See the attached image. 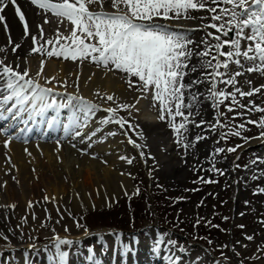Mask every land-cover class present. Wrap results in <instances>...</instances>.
<instances>
[{
  "label": "rangeland",
  "instance_id": "1",
  "mask_svg": "<svg viewBox=\"0 0 264 264\" xmlns=\"http://www.w3.org/2000/svg\"><path fill=\"white\" fill-rule=\"evenodd\" d=\"M20 1L21 0H7V1L2 0L1 3L4 2L3 5L6 7V8L4 7L3 10L7 12L10 3L13 2V5L16 6L18 5L19 7L18 6L17 7L22 11L23 16L26 17L27 15L24 12L26 8L29 9L34 6L32 8V11L35 17L38 15L39 20L37 17L35 19H37L36 27L38 26L39 27L36 29L37 31H34L32 33L31 36L32 37L35 36L36 38L37 37L38 38H37V43H35V46H33L34 43H32L33 42L32 37L28 36L29 39H27V43H28L27 53L29 52V54H31V56H33L36 59L35 62L36 64L42 61L44 66L46 65L47 67L48 64L49 67L50 65L51 67H49L48 69L50 70V72L53 73V70L51 68H53L54 66L56 67L57 61L63 60L70 62L71 60H64L63 58H57V57L42 56L39 53H33L31 49L33 47H39L40 45H44V46L46 45L45 47L52 48L54 46V43L59 39V36L61 35H56L58 38L55 37L56 39V40L54 39L55 41L53 39L51 40L50 38L48 39V37H46L47 35L45 31L42 30L43 26L41 24V20L44 14L38 13L37 7L34 4H32L31 1L29 0H24V3L26 2L24 9L21 8ZM251 5H252V0H247V6H251ZM209 6L216 7L217 12H219V9L221 8L230 7V5H224L222 3L217 5H209ZM13 13L15 15L14 11ZM213 14L215 13H209L207 11L201 10L198 12H193V15H195L197 19H195L194 21L189 19L190 21L193 22L192 24L198 22L196 23L198 24L196 28L190 29L188 30L189 33H186L188 37L193 41V44L190 45V47L193 48L194 52H200L204 50V44L201 42L202 40L207 39L211 41V37H207L206 35L207 32L210 31L213 33V35H220V33H218L215 28L205 29L201 27V25L203 24L222 23V21H212L210 17ZM3 15L4 12L1 11L0 16ZM46 16L47 15H45V17ZM12 19L14 20V23L18 25V30H20L22 33V27L18 19L16 18H12ZM44 19H46L48 23L52 24L53 27L50 26V28L52 27V29L54 30L56 28L55 25L57 23L61 25L65 23V21L63 22L60 18L58 19L56 16L54 17V15H52V17L47 16ZM56 19H58V21ZM227 19L228 17L226 16L225 20ZM174 21L171 20L167 22H174ZM190 21H187V24L191 23ZM61 25H59V27ZM170 29L177 32L185 31L175 27L174 28L170 27ZM54 30H52L53 35L54 33H57V30L59 31L58 28H56L55 30L56 32ZM249 31H250L249 29H245L246 34ZM0 33L3 36V39H5V41L9 39V32L7 31L4 32L1 23H0ZM40 35L41 37H39ZM67 35L68 34H63L62 36H67ZM234 35L235 33L233 32L230 34V36L222 37V39H231ZM43 39L45 42L47 41V43H45ZM48 41H53L54 43L49 44ZM212 42L214 43V41ZM250 43H251L250 41H246V40L242 41V49ZM0 44L4 49V45L2 41H0ZM17 46H19V48H22V46H20V43ZM222 50H227V49L225 48ZM15 51L12 50V52ZM47 61L50 63H48ZM73 62L80 63L85 68H86L85 64H87V66H90V64L91 66L95 65L94 63H91L89 61H84V62L73 61ZM200 63H201V57L195 55L192 57L191 61H189V68H191L195 64H196L195 66L198 67L195 72L186 71L187 75L185 76L183 83L189 84L192 81L198 79L201 80L202 83L193 84L191 88L185 90L186 93L184 92V100L186 102L188 101L193 102V100H191V97L195 96V91H197L198 92L197 95L200 96V98L198 96H196V98L197 99L199 98L198 99L199 101L205 103L204 106H202V108L205 110V113L202 114L200 112V106L197 107L198 103L197 104L194 103L196 107L193 110H191L192 113L190 112L188 115H185L189 117L188 119L191 125L189 123L188 125L189 131L185 133L187 140H184L185 141V142L183 141L184 143L179 141L177 133L174 131L172 127L169 126L168 123L169 117H167V115L165 116L164 120L159 119L160 111L158 108V101L157 102L153 101L151 93L142 92L139 90L140 82L138 78H132L133 83L131 87H129L127 80L125 83H123L126 86L127 96L128 98L131 97L132 101L130 102L129 100H125L122 101L121 104L132 105L133 103L136 102L134 105L135 107H131L129 109L119 108L117 112V117L125 121L123 127L115 123V121L111 124L102 125L100 123L102 120L108 118L109 116V113L104 111V109L102 108L103 103L108 102L107 104H109L110 106L115 105L116 103L119 102L116 96L114 97V94H110V93L109 94L106 93V95H104L105 97L103 96V94L95 95L96 101L95 100L94 101L96 103L99 102L101 103V106L100 103L97 105L98 109L99 110L103 109V110H101L99 113L101 117L97 116V114L95 115L97 118L95 119L94 117L95 121L93 122L90 130L91 138L89 140H87V138L85 137H81L78 139H69L68 137L64 136L59 139L55 138L54 141H56L57 143L59 142L61 143L59 144L61 145L63 150L62 151V156L64 154L63 160L76 164V162L78 163V160L81 159L83 156L84 157L90 156L89 153H87L89 145L92 146L97 143L98 144L106 143L108 141V138L112 136L109 135V133L111 132H115L116 134H121V135L122 133H124L125 138L128 139V143H125L124 150L129 154L130 159L133 161L131 165L127 164L125 166L126 171L130 177L129 189L127 191H123L122 194L120 193L119 194L120 196L118 195L117 198L115 197L110 203H105L106 205L103 204L104 206L100 205V207L94 206L91 203L90 198L87 199L88 205H86L84 201H82L81 204L70 203L68 199L67 202L66 198L69 197L68 193L63 194L64 195L62 196L63 200L61 199L62 201L60 200V203L58 202L59 204L54 203L55 205L57 204L56 206L59 207L57 208L55 206L53 208V211L52 210L50 211L47 207L48 206L47 202L44 203L43 201H42L43 203H41V201H39L38 203L37 202L35 203L33 201L34 204L30 203L32 212L30 209H28V211L30 210L29 212L28 211L26 212L21 208L17 207L16 205L10 207L0 206L2 209V211H0L2 213V214L0 213V222H1L0 246L4 245L5 243L9 244V242L19 243V242L29 241V242L41 244V246L43 247V244L47 243L49 237L52 236L53 234L56 235L57 233L63 231H64L63 233H69L74 230L76 231V228H78L81 229V231L89 233V235L87 234L89 237H91L92 235L96 236L95 239L97 240L100 237L104 236L102 234H106L108 236L114 234L115 237L116 236L120 237L121 234L130 235L129 236L130 239L128 241H126L124 237H121L122 241L119 240L116 241V244L120 242V244H123L125 245V247H127L128 245H130V242L133 240V238H138L140 236L144 238L145 235L151 237L152 235L151 233H153L154 236L158 235L159 238L160 236H162V240L160 244L161 243L164 244L168 240H170V243L167 242L166 244H164V246H167V244L169 245L171 244L173 247L171 246L169 247V249L170 250L173 249L172 251L178 248L181 251L191 250L195 252V254H202L200 256V262L202 264H206L208 262L207 259L209 260L215 259L220 264H225V263L264 264V253L260 254V256L255 258H251V257L243 258L241 256L243 251V246L240 244V242L243 240L242 234H250V231L252 232L254 230L255 228L254 226L258 225L261 221L264 222V214H260L259 210L258 211L254 210V208L256 207L255 204L256 203L259 204V201H263V195L261 193L263 192L261 191L262 188L257 190V192L254 194V196L256 197L258 196L257 197L258 201L252 202L251 205L254 207L252 209L248 208V211L246 209L247 205L245 203L237 204V202L235 203L231 197L232 195L231 188L233 187L232 183L234 182L237 183L236 185H238L239 190L242 191L241 192L242 198L244 199V201H246L247 192H249V188L247 187L245 189L244 185L241 184L239 180L240 176L242 175V171L246 163L250 161L252 158L254 159L253 160L254 164L257 165L259 163H262L261 159L264 160L263 158L264 153L263 154L260 153L259 149L257 148L253 149V147L245 145L246 142H244L243 140L244 136L255 134L261 131V127L258 126V123H248V121L258 122L261 118H264V112L250 110L252 108L250 106L252 105H255L259 108H264V87H260L262 92L260 91V93H255V96L253 95L251 96V98L248 96L240 97L239 95H237V100L239 101V103L244 105V107H242L243 109L241 107H233V111L230 112L228 111V107L231 106V100L229 99L228 101H225V103L221 105L219 108V111L222 113V115L218 117L217 109L213 106L211 99L207 98L209 97V91H208L209 78L207 77V74L211 72V69L200 68L199 67ZM242 63H244L245 68L249 66V64L243 60ZM35 68L34 70L36 72L33 71V75H37V72H39L38 70L39 65L38 67ZM240 69H241L240 67L232 65L230 71L234 73V71H239ZM103 70L105 69L103 68ZM114 71L115 69L112 70V72ZM246 73L250 78L247 77L243 78V75L236 78L238 82L236 83V87L240 88L244 92H247L250 89L254 88L251 85L253 82H255L252 80L251 77V74L253 72L252 73L246 72ZM43 74L46 75V73ZM258 74L260 75V73ZM117 75L124 77V74L119 71ZM46 76L48 77L45 80L46 83L43 80L44 84L42 83V85H45L44 87H49L50 83L52 82V76L51 74ZM49 77L51 78V80L49 79ZM249 81L251 83H248ZM243 82L245 83L240 84ZM218 87L222 88L226 92L234 90L231 85H226V84H219ZM108 95H112L115 98V102L107 100L106 98ZM256 96L258 97L257 99ZM246 98L248 99L250 98V99L248 100ZM116 108L117 107H115V109ZM182 111L185 113L184 109H182ZM204 116L205 118H203ZM182 119L183 117H176L175 122L179 123L181 122ZM201 121H203V123H201ZM241 125H243V129L240 128ZM161 128L164 130L162 131ZM236 131L240 132L239 136L233 134ZM93 133H95V135H92ZM152 133L154 134L157 133V134H155L156 135L155 136ZM197 136H201L203 137V139L197 140L196 139ZM150 137H152L151 140ZM173 137L175 140L173 139ZM161 138L163 141L161 140ZM141 139L143 140V142H141L142 141ZM129 141H133V143H129ZM132 144H135L136 148L132 147L131 146ZM136 145H139L140 147H137ZM148 145L149 147H147ZM218 148L225 149V151L218 152L216 151V149ZM229 148H233L235 149V151L228 152L227 149ZM180 149L181 151H179ZM175 154L176 156L174 157ZM168 155L170 156L168 157ZM183 161L187 165L184 164ZM222 163L224 164V166ZM239 164L241 165L240 168H238ZM229 170L233 172L232 177L228 176L227 174ZM219 174H221L220 180L218 178ZM256 176H257L256 174L252 175V177L255 178ZM201 178H203V180H209L215 182L197 183V181H199ZM224 179L226 180L223 183L222 180ZM72 188L70 189L72 190ZM70 189H69V193H70ZM211 189H213L212 192H210ZM78 190L79 187L77 186L74 191L80 192ZM86 194H88L87 191ZM63 203L64 204L67 203L66 206ZM237 205H240L241 207H237ZM236 209L241 210L242 213L237 214L235 211ZM12 210L17 214L12 212ZM23 211L25 213H23ZM22 219H24V221ZM64 222L67 226L64 225ZM5 224L7 225L6 228L9 227L10 229L8 228L7 230L5 228L6 226ZM58 225L60 226V228ZM50 228L53 230H51ZM152 228H154L155 230ZM94 231H99V234H101L102 236L101 235L99 236L98 233L91 234V232ZM117 231L121 232V234L118 233ZM144 232L146 233L144 234ZM259 233H255L251 237L250 241H252L253 244L256 240H258ZM104 240L106 242H109L108 237L104 238ZM162 241L165 242L163 243ZM93 243L94 241L87 240L86 243H83L85 246L84 249L92 252H100L99 249H101L102 251H105L107 249L104 247H99ZM137 243L138 241L136 242V244ZM116 244L114 247L117 249L118 247H116ZM239 245L241 246L239 247ZM185 246L187 247L184 248ZM188 246L190 247L188 248ZM89 247L93 248L94 250L92 249L90 250ZM116 249H114L112 253H116L117 252ZM260 250H262L261 247L259 251ZM202 256L207 257L206 261L201 260ZM11 257L9 263L18 264L17 259L16 258L11 259ZM0 258L3 259L1 260V262L5 260L1 256ZM189 262L190 264H193L191 258H189ZM34 263L39 264V262H34Z\"/></svg>",
  "mask_w": 264,
  "mask_h": 264
},
{
  "label": "snow or ice",
  "instance_id": "2",
  "mask_svg": "<svg viewBox=\"0 0 264 264\" xmlns=\"http://www.w3.org/2000/svg\"><path fill=\"white\" fill-rule=\"evenodd\" d=\"M31 3L72 26L68 36H59L55 43L48 41L49 44L54 43L52 48L40 45L31 49L33 53L64 60L89 61L106 71L115 69L124 74L129 87L132 86V78H138L139 90L151 93L153 101H158L159 119L164 120L166 115L169 117V126L174 129L181 142L187 140L185 133L189 131L190 123L182 109L192 107L191 103L184 102V92L193 84L202 83L199 79L190 84L183 83L189 61L194 55L201 57L200 68L211 69L207 74L208 98L217 109L218 117L222 115L219 108L225 101L231 100V106L228 107L231 112L233 107H244L237 100V95L251 97L261 91L260 87L247 92L236 87V78L243 75V72L233 73L230 69L232 65H238L248 73L258 72L264 76V0H252L251 6H247V0H109L114 11L105 10V0H31ZM220 3L230 7L221 8L217 12L216 7L209 6ZM93 4H99V10H91L90 6ZM201 10L215 13L210 19L222 23L201 25L205 29L215 28L220 35L207 32L206 35L211 37V41L202 40L204 50L200 52H194L190 47L193 41L186 33L173 31L167 23L160 22L178 18L195 20L197 17L193 12ZM0 11L3 9L0 8ZM16 12L23 21L24 16L20 14L19 8ZM3 19L0 16V20ZM245 29L250 31L246 34ZM233 32L235 35L231 39H222ZM25 33L27 34V25ZM32 40L34 44L37 43L35 36ZM244 40L251 43L242 49ZM225 48L227 50H222ZM242 60L249 64L247 68ZM196 70L195 65L190 68L192 72ZM28 77V71H16L0 62V120H18L26 116L27 119H22L26 125L30 121L36 123L38 120L53 128L60 125L61 110L66 109L69 117L68 123L63 124V130L66 135L71 132L73 138L79 137L80 130L87 125L98 106L78 95L60 93L53 88L44 87ZM218 84L231 85L234 90L226 92ZM195 99L193 96L192 100ZM107 100L115 102L112 95H108ZM131 107L134 105L118 104L116 109L107 108L105 111L109 116L100 123L111 124L115 121L123 127L125 121L117 117V111L119 108ZM250 110L264 112V108L255 105ZM176 117L183 119L176 123ZM248 123H258L259 127L264 128V118ZM240 128L243 129V125ZM27 131H31V128ZM233 134L239 136L240 132ZM109 135L114 136L116 133L111 132ZM196 139L203 137L197 136ZM5 146L7 147V143ZM216 151L223 152L225 149L218 148ZM227 151L232 152L235 149L229 148ZM120 159L125 160V157L121 156ZM126 162L130 165L133 163L131 159ZM213 182L215 181L203 178L197 181Z\"/></svg>",
  "mask_w": 264,
  "mask_h": 264
},
{
  "label": "bare ground",
  "instance_id": "3",
  "mask_svg": "<svg viewBox=\"0 0 264 264\" xmlns=\"http://www.w3.org/2000/svg\"><path fill=\"white\" fill-rule=\"evenodd\" d=\"M29 1H31V0H29ZM20 3H21L20 7L24 9L26 2L24 3V0H21ZM3 4H4V2H3ZM17 6L13 5V2L10 3V5L8 7L9 9H7V12L3 10L4 19L0 20V23H1V26L4 30V32H6V31L9 32V39L7 41H5V39H3V36L0 33V41H2L3 45H4V49H3L1 44H0V49H2V50H0V62L3 63V66L13 67L16 71L26 70L29 73L28 78L35 80L37 83H39L41 85L43 83V80L45 82V80L48 78L46 75L51 74L52 82L49 85L50 88L55 87V85H56V87L53 88L55 91L60 92V93H71L73 95H78V96L82 97L84 100L90 101L91 103H93L95 105H98L100 103V102L99 103L95 102L96 101L95 95H98V94L102 95L103 94V96H104V95H106V93L114 94V97L116 96V98L119 102L116 103L115 105H111V106L109 104H107L108 102L103 103L102 108L104 109V111L107 108L115 109V107H117L118 104H121L122 101H125V100H129L130 102L132 101L130 96H129L130 98H128L127 93H126V86H125V84H123L126 82V79L123 76H118L117 70H115L114 72L106 71V70H103V68L97 67L96 65L91 66V64H90V66H87V64H85L86 65V68H85L80 63H76L73 61L68 62V61L61 60V61L56 62V67L54 66L53 68H51L53 70V73H52L48 69L49 67H51L50 65L48 67V64H47V67H46V65L44 66L42 61L36 64L35 63L36 59L33 56H31V54H29V52L27 53V51H28L27 39H29L28 36L32 37L31 36L32 33L34 31H37L36 29L39 27V26L36 27L37 19H35L36 17L38 18V15L35 17V15L32 11V8L34 6L32 8H29V9L26 8V10L24 12L26 13V15H27L26 17L28 20L26 19V17H24V20L21 21L20 16L17 15V12H16V9L19 7V6L18 7ZM1 7L2 6L0 5V8ZM36 7L38 9L37 10L38 13L44 14L43 15L44 18H46L47 16L52 17L51 13L44 12L38 6H36ZM99 7H100L99 4H93L90 6V9L93 11H97V10H99ZM105 10L114 11V9H111V7H110L109 0H105ZM13 11L15 12V15H14ZM9 13H11V14H9ZM0 14H1V11H0ZM20 14L23 15L21 10H20ZM45 15H47V16L45 17ZM43 17L41 20V24L43 26L42 30L45 31V33L47 35L46 37H48V39L50 38L51 40L52 39L54 40L55 37L58 38L56 35L62 36L63 34H68V35L70 34L72 26L67 21H65L67 26L65 25V23H63V25H61L59 23H57L58 25L54 24L56 26V28L59 29V31L57 30V33H54V35H53L52 30H54V29H52V27H53L52 24L48 23V21L46 19H44ZM12 18H16L20 22V25L22 27V33L20 30H18V25L16 23H14V20ZM58 19H56V20L58 21ZM38 20H39V18H38ZM172 21H174V20H172ZM187 21H190V20L186 19V18H178V19H175L174 22H167V21H162V20L160 22L167 23L169 25V27H171V28L175 27V28H178L181 30H185V31H183V33H189L188 30L196 28L198 26V24H196V23H198V22L195 21L196 23L192 24L193 22L190 21L191 23L187 24ZM60 22H61V20H60ZM25 25H27V34L25 33ZM59 25H61V26L59 27ZM50 26H52V27L50 28ZM56 28H55V30H56ZM38 33H36V34H38ZM39 37H41V35ZM19 38H20V41H19ZM43 41H44V39H43ZM19 43H20V46H22V48L17 47V45ZM45 43H47V41ZM33 46H35V44H33ZM15 48H16V51L12 52V50ZM30 53H32V52H30ZM45 63H46V61H45ZM48 63H50V62H48ZM53 63H55V62H53ZM38 65H39V69H38L39 72H37V75H33V71H35L34 68L38 67ZM235 66H238V65H235ZM35 69H37V68H35ZM186 71L187 72L190 71V68L188 70L186 69ZM239 71L244 72L243 69H240ZM41 72L46 73V75H44ZM39 76H40V78H39ZM245 77L250 78L247 75L246 71L243 73V78H245ZM251 77H252V80L255 81L251 85L254 88H257L258 86L261 87L262 85H264V76L259 75L257 72H253L251 74ZM49 79L51 80L50 77H49ZM244 83L245 82L240 83V84H244ZM254 84H256V85H254ZM42 86H45V85H42ZM197 94H198V92L195 91V97L198 96ZM189 96H190V94H189ZM254 96H255V94H254ZM133 97H135V96H133ZM198 97L200 98V96H198ZM257 98L258 97L256 96V99ZM198 99L196 98V100L193 102H189V101L186 102L184 100L185 103H191L192 104V107L190 109L189 108L184 109V111H185L184 115H188L191 112V110H193L196 107L194 105V103L195 104L198 103L197 107L200 106V112L202 114L205 113V110L202 108V106H204L205 103L199 101ZM246 99H248V98H246ZM191 100H192V97H191ZM135 103H133L132 105H135ZM146 105H148V104H146ZM100 106H101V103H100ZM250 107H252V106H250ZM103 109H101V110H103ZM239 109H241V108H239ZM133 111H131V112H133ZM99 113H100V111L97 110L96 113L89 119L87 125L82 130H80L81 135L79 137H75V138H73V134L71 132L66 135L64 130H63V124L68 123V117H69V113L66 109L61 110V114H60L61 123H60V125L55 126L53 128H49L46 123H40L38 120L36 123H32L30 121L26 125L22 122V119H27L26 116H24V117H22V119H18V120H12L11 118H8V121H19V123L16 124L17 125L16 130L13 131V133L10 135H5L4 134L5 128H3V126L0 127V206H9L10 207V206L16 205L17 207L21 208L22 210H24L26 212L28 211V209H30L32 212L30 203L34 204V202L38 203L39 201H41V203L47 202L48 209L50 211L51 210L53 211V208L57 205V204L55 205L54 203H58V202L60 203V200L63 198L62 196H64L63 194L68 193L69 197L66 198L67 202H68V199H69L70 203H80L81 204V202L84 201L86 203V205H88L87 199L90 198L91 203L94 206L100 207V205H103L105 203H110L115 197L117 198V196L120 193L122 194L123 191H127L129 189V178L130 177L126 171L125 166L128 164L126 161H127V159H130V156L124 150L125 143H128V139L125 138L124 135H121V134H116L114 136L112 135L111 137L108 138V141L106 143H101V144L97 143V144L92 145V146L89 145L87 153H89L90 158L83 156L81 159L78 160V163L76 162V164L72 163V162H67L66 160H63L64 154L62 156L63 150H62V147L60 145L61 143L59 142L60 143L59 144L56 141H54V136H53L54 134H57V136H58L57 138H60L62 136H67L69 139H78L81 137H85V138H87V140H89L88 137L91 136V131H90L91 126H92L93 122L95 121L94 117H95V119L97 118L95 116L96 114H97V116L101 117V115ZM129 113H130V111H129ZM203 118H205V116ZM206 118H208V117H206ZM190 125H191V123H190ZM28 128H31V131H27ZM161 130L163 131L164 129L161 128ZM262 133H264V128H261V131H259L258 133L244 136L243 140H244V142H246L245 145L253 147V149L257 148V149H263L264 150V135H262ZM122 134H124V133H122ZM152 134L155 135L157 133H155V134L152 133ZM151 138L152 137H150V140H151ZM173 139H174V137H173ZM188 139H189V137H188ZM161 140H162V138H161ZM152 141H154V140H152ZM152 141H151V143H152ZM141 142H143V140ZM6 143H7V147L5 146ZM154 144H156V143H154ZM131 146L136 148L135 144H132ZM159 146H158V148H159ZM166 146H168V145H166ZM147 147H149V145ZM167 149H168V147H167ZM179 151H181V149ZM190 153H192V152H190ZM199 154H201V153H199ZM121 156L125 157V160H121L120 159ZM169 156L170 155H168V157ZM175 156H176V154L174 155V157ZM259 159H261V158H259ZM253 160L254 159L252 158L250 161H248L246 163V165L242 171V175L239 178L241 184L244 185V188L245 189L247 187L249 188V192H247L246 201H244V199L242 198V195H241L242 191L239 190L238 185H236L237 183L233 182L232 183L233 187L231 188V190H232L231 197H232L233 201L235 203L237 202V204L245 203L247 205V208H246L247 211H248V208L252 209L254 207L251 205L252 202L258 201V198H257L258 196L257 197L254 196V194L257 192V190H259L261 188L264 189V160L261 159L262 163H259L258 165L254 164ZM184 164H186V163L184 162ZM223 166H224V164H223ZM240 166L241 165L239 164L238 168H240ZM232 173L233 172L229 170L227 174H228V176L232 177L233 176ZM253 174L257 175L255 179H253V177H252ZM220 177H221V174L218 175L219 180H220ZM225 180L226 179L222 180L223 183L225 182ZM77 186L79 187L78 191H80V192L74 191ZM70 188H72V190ZM69 189H70V193H69ZM86 191L88 192V194H86ZM212 191H213V189H211L210 192H212ZM261 193L263 195V201H259V204L256 203L255 204L256 207L254 208V210L255 211L259 210L260 214H264V191ZM53 204H54V206H53ZM66 204L67 203H65L64 205L66 206ZM83 205H85V204H83ZM258 205H259V207H258ZM37 206H36V209H37ZM61 206H63V205H61ZM56 207L58 208L59 206H56ZM237 207H241V206L237 205ZM0 211H2L1 207H0ZM24 211H23V213H25ZM34 211H35V208H34ZM50 211H47V212H50ZM235 211L237 214L242 213L241 210H238V209H236ZM12 212H14V211L12 210ZM61 213H63V212H61ZM15 214H17V213H15ZM54 215H55V213H54ZM21 216H23V215H21ZM57 217H59V216H57ZM55 218H56V216H55ZM8 220H11V219H8ZM22 220L24 221V219H22ZM20 221H21V219H20ZM33 222H34V220H33ZM0 224H1V222H0ZM64 225L67 226L65 224V222H64ZM47 226H48V224H47ZM6 227H7V225L5 226V228ZM25 227H26V225H25ZM254 227H255L254 230L252 232L250 231V234H242L243 240L240 242V244L243 246V251L241 254V256L243 258L244 257L255 258V257L260 256V254L264 253V222L261 221L258 225L254 226ZM8 228H6V229L8 230ZM59 228H60V226H59ZM51 230H53V229H51ZM237 230H238V228H237ZM63 232H59L57 235H52L54 242H55L54 244L56 246L49 247V251H47V253H49V254H46L43 257L45 260H48L49 259L48 255H50V254L52 255V257H51L52 260L49 259L47 262L52 261V262H54V264H71L75 260L78 263L80 262V264H89V259L94 260L96 255H99L98 254L99 252H92L89 250H88L89 252H86V249H83L84 251H80V249H74L70 252L69 256L68 255L66 256V254H65L66 252L63 249V246L61 245V243L64 242L67 237H68V239H76V240L84 241L89 236L85 235L84 231H81V229H78V228H76V231L74 230V231H71L69 233H63ZM235 232H237V231H235ZM259 232H261V233H259ZM255 233H259V236H258V240H256L253 244V242L250 241L249 237H252ZM151 234H152L151 237L147 236L144 239V242L138 241L139 243L136 244L133 241H131L130 245H128L127 247H125V245L120 244V242H118L116 244V247H118V248L116 249L114 247V249L117 250V252L114 253L115 255H112V256L108 255V257L103 256L98 261H100L101 264H126V261H127V264H156L157 261L160 262V264H190L189 258H191L193 264H202L200 262V256L202 254H195V252H193L191 250L181 251L178 248L175 249L174 251H168L167 246H169V244H167V246H164V244H162V243L160 244L159 240L161 239V236L159 238L158 235L154 236L153 233H151ZM100 235L101 234H99V236ZM102 235H104L103 237H100L101 241H103L102 247L107 248V249L112 248L113 245L111 246L110 237L106 234H102ZM107 237L109 238V242H106L104 240V238H107ZM134 239H136V238H133V240ZM24 241H25V239H24ZM27 241H28V239H27ZM31 241H33V240H31ZM147 241H148V243H147ZM19 243L20 244H18L17 242H14V243L9 242V244L5 243L4 245H1L0 248H2V247L7 248V246L10 245L9 246L10 249L16 250L20 247V249L23 251V254L21 256L17 255L18 260L20 261L19 264L20 263L21 264H28V263L35 264V263H33V259H31V261H28L27 263H25L29 259L28 253H27V248L32 246L31 250H33L34 244H32L31 242H19ZM241 245H239V247ZM135 247H136V250H135ZM260 247L262 248V250L259 251ZM134 251L137 253L133 254ZM37 257H39V255ZM9 258L10 257H8V259ZM206 259H207V257H203V256L201 258V260H205V261H206ZM0 260H3V259L1 258ZM69 261L71 263H69ZM207 261L208 262L206 264H220L215 259H212V260L207 259ZM35 262H38V261H35ZM2 263L3 262H0V264H2ZM44 263H45V261H44ZM4 264H9V262H5ZM39 264H43V263H39ZM225 264H228V263H225Z\"/></svg>",
  "mask_w": 264,
  "mask_h": 264
}]
</instances>
